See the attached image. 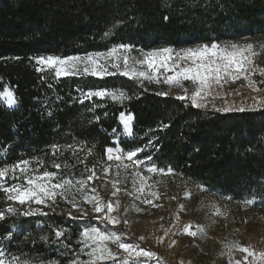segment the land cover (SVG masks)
<instances>
[{"label":"trees","instance_id":"16d2710c","mask_svg":"<svg viewBox=\"0 0 264 264\" xmlns=\"http://www.w3.org/2000/svg\"><path fill=\"white\" fill-rule=\"evenodd\" d=\"M263 36L264 0H0V92L8 87L16 101L13 106L0 101V167L23 159L38 167L39 157L44 162L40 171H57L52 167L56 160L62 165L58 176L86 178L85 168L106 164V148L118 140L123 151L147 145L138 153L140 159L151 156L158 167L175 170L149 174L141 166L150 181H185L199 189L201 185L231 204L255 196L253 206L264 210V108H197L166 89L148 90L118 74L104 79L56 77L53 68L36 63L40 56L66 58L121 43L134 46L132 53L142 58L140 50H180ZM113 87L127 90L131 99L121 103L81 96L82 91ZM122 113L133 116L129 138L121 136ZM165 124L168 127H162ZM74 142L83 149L75 155L63 150L53 157L52 144ZM7 205L0 190V211ZM87 225L98 226L64 213L6 214L0 221V247L7 259L15 255L37 264L84 261L88 256L80 252L78 241ZM54 227L64 229L59 240ZM109 248L117 250V245Z\"/></svg>","mask_w":264,"mask_h":264},{"label":"snow or ice","instance_id":"6c2138e0","mask_svg":"<svg viewBox=\"0 0 264 264\" xmlns=\"http://www.w3.org/2000/svg\"><path fill=\"white\" fill-rule=\"evenodd\" d=\"M167 19V17H165ZM114 25L113 27H116ZM111 34V30L104 33L105 37ZM134 46L130 44L121 43L119 45L111 47L107 51H94L89 52L84 56L72 55L66 58H61L55 55H48L47 57L40 56L36 59L38 65H47L55 70L56 77L68 76V75H79L81 70L86 75H91L100 79H104L106 76H113L119 74L120 76L127 77L129 79L136 80L142 83L144 80L149 82H160L163 78V82L169 85H179L181 81H191L194 85V90L191 94V104L193 107H206L203 103L205 98L209 96L210 89L213 84L221 85L226 79H231L235 82L242 76L244 79L249 80V84L253 87L254 91H264L257 89L253 81L249 78L252 75L254 69L252 65L251 57L255 55L253 52V45L246 44L243 46L232 44L230 47H220L217 43L213 42L209 46L203 44L197 48H186L179 52H175L173 55V49L171 47H162L159 49H153L151 51H141L142 58L133 57L130 53L133 51ZM190 62V63H189ZM139 66V67H138ZM146 66V68L144 67ZM114 69L115 71H111ZM163 70V71H161ZM37 71H43V68H37ZM173 73V75H167ZM264 83V81H262ZM166 95V93H158ZM3 96L7 99L8 105L13 106L16 101L13 98V94L7 88L3 90ZM81 96L83 99H91L92 97H98L101 99L110 98L112 101L123 102L124 100L131 99L127 90L123 88L113 87L112 89L101 88L97 90L82 91ZM180 100L187 99L186 96L181 95L178 97ZM83 103V100H81ZM261 103V101H257ZM99 105H97L98 107ZM217 111L227 112L230 109H216ZM244 111L243 108L239 109ZM121 121L123 123L124 133L130 134V122L133 120L132 115L127 117L121 114ZM98 119V117H97ZM162 127H168V125H162ZM149 145L153 142L149 140ZM53 157L57 154H62L63 150H70L75 155L83 149L84 145L72 143V144H52L51 146ZM144 148H137L135 150L122 151L117 146L115 148L109 146L106 148V156L108 161H117V169H128L131 166L140 168L141 166L149 174L153 173H168L174 174L175 170L171 167L164 169L158 167L155 163H152V157L148 156L143 159L138 157V153L144 151ZM91 152V149H89ZM87 157H84L86 160ZM84 160H79L80 163H84ZM127 160L129 163H124ZM33 161L29 159H23L17 161L11 167L3 166L0 167V190L6 194V199L18 203L19 205L35 204L43 206V208H49L52 212H55L56 208L54 205L57 203V197L71 204L73 209L79 208V204L76 200V194L79 193L83 196L85 203L93 205L96 213H103L102 216H98L97 219L107 224L116 225L120 221L112 213L118 207L113 202L107 203L102 202L101 198L93 194L88 196L86 194V186H89V182L94 178H97L96 166L92 169L85 168V171L90 172L86 178H65L58 176V172L61 170L62 165L56 160L52 161V167L57 171H49L47 169L40 171L44 168V162L35 158V164L38 167H32ZM63 167H68L64 164ZM111 165L104 166L102 171L105 175L109 173ZM17 172L19 175H17ZM12 174L14 180H21L22 182L13 183L10 186H5V178ZM119 175V172H117ZM138 176L141 182L139 191L144 192V187L149 177L141 176L139 171L134 173ZM90 187V186H89ZM112 187L115 191L112 192L113 196H116L117 192L120 191L116 187V182L113 181ZM148 187H151L148 185ZM201 190H204L201 185ZM92 193H96L95 187H90ZM153 197L157 196V193L152 192ZM71 197V198H70ZM51 202V203H49ZM144 203L151 204L152 201L145 199ZM243 203L247 205H253L256 203L255 196L251 198H245ZM43 208H33L29 206L27 210H19L15 207L9 206L6 212L0 211V221L5 219L7 215H21V216H47L49 213L44 212ZM70 219H84L86 213L81 211L79 217L73 216L71 211L68 212ZM127 223V221H125ZM191 225H185L183 228L184 234L190 237H196L198 232L203 231L202 228L197 226V230H190ZM55 237L59 240L64 235L63 228L54 227ZM42 240L47 241L48 237H41ZM140 239H144L141 237ZM82 245L80 248L81 253H86L88 256L87 260L81 261L79 259H72L69 264H103L106 261H113L114 264H148V260L155 256V253L149 250L139 248L138 245L133 243H127L121 241V234L115 231H104L100 227L94 225H87L83 231L80 232V239L78 241ZM174 243V242H173ZM109 244H115L126 253L127 256L119 259L118 253H114L110 248ZM232 249H236L241 253H244V262L248 261V257H252V261H260V264H264V253H255L249 247H243L239 243H234L230 246L229 252ZM141 257L145 259H140ZM0 264H37L35 261L29 259H22L15 255L11 259H7L4 252H0ZM44 264V262H40ZM47 264H57L56 261H49ZM229 264H232L231 255L229 256ZM235 264H242V261L237 260Z\"/></svg>","mask_w":264,"mask_h":264},{"label":"rangeland","instance_id":"374dc122","mask_svg":"<svg viewBox=\"0 0 264 264\" xmlns=\"http://www.w3.org/2000/svg\"><path fill=\"white\" fill-rule=\"evenodd\" d=\"M217 44L220 47H230L232 44L240 46L252 44L255 55L251 57L252 65L250 67L254 71L249 79L254 82L257 89L264 90V83H262L264 81V36L240 42ZM181 50H173V55ZM84 55L86 54L78 56ZM130 55L137 57L132 52ZM144 67L146 68V66ZM110 70L115 71L114 69ZM167 75H173V73ZM79 76L91 75H86L81 70ZM140 84L152 91L166 89L174 97L184 95L190 102L194 90L191 81H181L179 85H169L164 83L163 78H161L158 83L144 80ZM6 88L11 91L8 87ZM210 93L203 101L206 107L200 108L215 110L229 108V111H236L241 108L244 110L264 108V91H254L249 80L244 79L243 76L235 82L226 79L221 85L213 84ZM0 101L8 105L7 99L3 96V91L0 92ZM257 101H261V103L258 104ZM130 128L132 129V122H130ZM130 134L124 133L123 130L121 136L129 138ZM117 146L121 148L118 140H114L113 148ZM106 161L104 165H95L97 178L89 182L90 187L96 188V193H92L90 187L86 186V194L88 196L96 194L104 203L109 201L113 202L114 205L118 203V207L112 213L120 221L118 224L111 225L107 224L106 221L101 223L97 217L102 216L103 213H96L93 205L85 203L83 196L79 193L76 194V200L79 204L77 209H73L71 204L57 197V203L54 205L55 212L40 205H19L8 200L5 212L9 206L21 211L27 210L29 206L41 207L43 211L64 213L67 216L68 212L71 211L72 215L76 217H79L83 211L86 213L85 218L77 220L95 222L102 229L106 228L107 231H115L121 234V239L125 242L154 252L155 256L148 260V264H170L167 254L174 256V264H229L230 255L232 264H235L237 260L242 261V264H260L259 260L253 262L252 257H248V261L244 262V253L236 249L229 252V248L234 243H239L243 247H249L255 253H264V210L245 203H228L216 194L206 189L196 188L185 181L171 182L167 179L150 181L148 179L144 192L141 193L139 191L140 179L134 175L135 172L139 171L140 175L144 176L140 168L131 166L128 169H117V161H108L107 156ZM124 163L130 164L131 162L125 160ZM107 165H111V167L109 173L105 175L102 168ZM93 166L94 164H90L88 169H92ZM90 174L87 172V175ZM113 181L116 182V187L120 189L116 196L112 195V192L115 191L112 187ZM18 182H22V179L14 180L12 175H8L4 181L5 186ZM152 192L157 193V196L153 197ZM145 199L151 200L152 203H144ZM185 225H191L190 230H197V226H199L203 231L198 232L196 237H190L183 232ZM141 237L144 239H140ZM0 252H3L2 247H0ZM113 252L118 253V261L127 256L118 247ZM140 259L145 258L141 257ZM103 264H114V262L106 261Z\"/></svg>","mask_w":264,"mask_h":264},{"label":"bare ground","instance_id":"6f19581e","mask_svg":"<svg viewBox=\"0 0 264 264\" xmlns=\"http://www.w3.org/2000/svg\"><path fill=\"white\" fill-rule=\"evenodd\" d=\"M170 264H174L175 258L172 254H167Z\"/></svg>","mask_w":264,"mask_h":264},{"label":"water","instance_id":"95a60500","mask_svg":"<svg viewBox=\"0 0 264 264\" xmlns=\"http://www.w3.org/2000/svg\"><path fill=\"white\" fill-rule=\"evenodd\" d=\"M44 212H47V213H49V214H53V213H51V212H49V211H44ZM35 216H40V215H35Z\"/></svg>","mask_w":264,"mask_h":264}]
</instances>
